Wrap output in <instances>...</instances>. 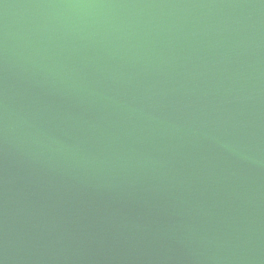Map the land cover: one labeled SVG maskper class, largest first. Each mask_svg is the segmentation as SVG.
I'll use <instances>...</instances> for the list:
<instances>
[{
	"label": "water",
	"instance_id": "95a60500",
	"mask_svg": "<svg viewBox=\"0 0 264 264\" xmlns=\"http://www.w3.org/2000/svg\"><path fill=\"white\" fill-rule=\"evenodd\" d=\"M0 264H264V0H0Z\"/></svg>",
	"mask_w": 264,
	"mask_h": 264
}]
</instances>
